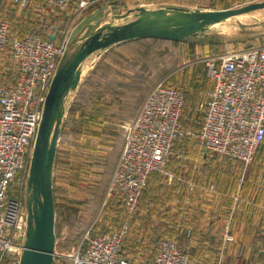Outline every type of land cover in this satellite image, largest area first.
Returning a JSON list of instances; mask_svg holds the SVG:
<instances>
[{
	"label": "rangeland",
	"instance_id": "1",
	"mask_svg": "<svg viewBox=\"0 0 264 264\" xmlns=\"http://www.w3.org/2000/svg\"><path fill=\"white\" fill-rule=\"evenodd\" d=\"M33 1L35 0H32L28 7L21 8L27 16H32V19L27 21V26L30 25V27L26 28V31H44L47 26L56 25L58 20L55 18L59 15L60 10L51 8L43 2H34V4ZM77 1L79 0H74L68 8V12L71 10V14L66 16L69 25L78 16V20L81 21L80 27H83L87 21L81 18H85L87 12L90 13L94 6L103 8L101 9L103 18H106L108 13H112L113 17L106 23L122 24L135 18L138 7L216 10L236 8L262 0H167L169 3L163 4H149L144 2L146 0H81L87 4L80 10H77V7L74 8V4L76 6L78 4ZM3 2L5 5L3 10H6L8 14L14 13V9L11 8L13 4L7 8L10 0ZM72 6L74 10L71 8ZM3 10L0 11L1 14H3ZM62 11L63 14H67L65 10ZM5 18L8 19V17ZM24 21L18 25L21 26ZM14 27L16 29L14 31L17 32V25ZM80 27L73 37L71 34L68 35L69 43L66 55L59 62L58 67L63 64L66 57L77 50L84 39L78 40L81 37ZM95 29L88 28L87 35L92 34ZM144 42L146 44L142 47L118 44L91 53L80 66L81 76L76 88L71 89L65 96L64 115L58 124L56 160L53 162L52 168V185L55 196L53 264H71L70 256H75V250L79 246H84L87 239L93 234L117 230L123 224L128 226V232H126L120 252L121 260L127 264H150L154 256L155 242L158 241L155 239L158 237L175 238L173 240L181 248L184 247L181 246L182 241L190 240L191 235V230L184 225L196 222L197 234H204L205 228L214 225V223L209 225L206 223V226L205 222L197 224L199 219H203L207 215L199 210L200 207L188 205L186 200L182 205L179 200L173 199L174 193L171 190L165 192L167 188L163 189L166 180H160L158 177L160 185L163 183L161 188L155 191L159 196L149 197L147 198L149 201L146 202L145 199L140 200L137 209L130 215L123 206L122 199L108 189L109 181L124 147V126L133 122L139 112L137 108L149 90L157 83L163 82L167 86L182 91L184 107L190 105L193 93L186 86L188 76L193 72L204 74L209 86L204 61L228 50H240L255 44L264 45V8L233 16L221 23L209 26L206 30L184 41H176L177 43H156L153 40ZM11 63L7 62L9 67L11 66L12 70L10 68V71L12 72L14 66ZM208 89L203 94L204 97L202 95L203 105ZM73 103L80 104L81 114L69 116V110ZM93 110H97V113H94ZM186 119H188L187 111L182 114V122L186 128H191L189 124H186ZM189 128L187 129L190 130ZM183 141V144L188 142L187 138ZM174 145L175 141L171 144V154L166 160L164 174L157 172L158 174L169 176V164L172 162L171 169L181 168V171L187 173V180L191 178L195 182L198 180L203 183L207 182L209 177L206 178L205 171L201 175H198L199 172L193 171L207 166V171L217 169L222 172L223 169H227L233 173L230 175L232 178L234 173L238 174L235 175V182L253 183L252 186H247L252 190V196L253 188L258 190L264 185V179H262L264 175L261 177L256 171L257 168H264V148L259 151L256 149L253 159L250 162L242 163L237 160L230 161L224 155L218 154L219 157L216 156V153L207 154L208 151L206 152L200 142H198V146L201 150L198 148L197 151L191 146L190 155L187 150V156L184 155L183 158L177 149L174 151ZM203 151L206 152L204 156L202 155ZM176 157L181 159H176ZM212 160L214 161L212 162ZM192 173L194 176H191ZM214 175L217 178L214 177L213 182L208 180L209 183L205 186L194 182L188 184L189 186L195 184L197 190H202L200 194L206 193V196H211L215 193L214 184L223 178V174L221 176ZM150 176L149 173L148 178ZM168 183L172 187L173 182ZM256 183L257 186H254ZM144 193L147 194V192ZM16 194L20 195L23 211L27 214V200L30 197L27 181L22 184L20 194L19 192ZM185 196L188 199L187 195ZM156 197L161 198L158 200ZM232 197L234 203L239 198L237 193H233ZM157 201L159 203L164 201L169 207L168 210L171 203L175 202L177 208L181 210L180 222H177L176 214L159 210ZM232 219L225 224L220 223L223 225V234L221 233L220 239L208 238L210 241L206 244L207 241L201 238L203 243V246H200L201 249L207 250L209 246H212L211 248L215 250L230 252V255L233 253L238 264L240 262L252 264L253 260L257 264H264V230L260 231V225L254 223L252 219L245 223H233ZM198 225L200 226L198 227ZM188 230L190 231L187 232ZM176 232L181 236V240L172 236ZM24 244L25 236L22 234L13 247V251L9 253L11 256L7 257L9 264H18L19 256H21L19 249L24 247ZM185 247L187 248V246Z\"/></svg>",
	"mask_w": 264,
	"mask_h": 264
},
{
	"label": "built area",
	"instance_id": "2",
	"mask_svg": "<svg viewBox=\"0 0 264 264\" xmlns=\"http://www.w3.org/2000/svg\"><path fill=\"white\" fill-rule=\"evenodd\" d=\"M31 1L10 3L26 8ZM35 1L57 10H67L74 2ZM77 3L78 10L87 4ZM8 29V20L0 19V56L9 49L14 61L12 72L11 67L0 72L11 80L0 84V259L10 257L20 235L25 236L27 214L20 195L10 193L20 194L27 181L45 97L69 43L66 34L55 43L37 33L13 37ZM204 67L209 89L197 132L182 122V91L163 82L149 90L133 122L124 126V147L108 189L122 199L130 215L137 209L148 174H164L171 144L177 139L196 137L205 150L242 163L250 162L264 142V45L228 50L204 61ZM126 232L128 226L123 224L117 230L93 234L70 256L71 264H127L120 258ZM173 239H158L150 264H188V255Z\"/></svg>",
	"mask_w": 264,
	"mask_h": 264
},
{
	"label": "water",
	"instance_id": "3",
	"mask_svg": "<svg viewBox=\"0 0 264 264\" xmlns=\"http://www.w3.org/2000/svg\"><path fill=\"white\" fill-rule=\"evenodd\" d=\"M260 8H264V0L216 10L138 7L134 19L122 24L105 23L82 40L77 50L66 57L56 70L45 97L28 171L27 230L18 264H53L55 207L52 168L58 124L64 115L65 96L80 81L82 62L95 51L133 39L184 41L211 25ZM48 37L52 40L54 35Z\"/></svg>",
	"mask_w": 264,
	"mask_h": 264
},
{
	"label": "crops",
	"instance_id": "4",
	"mask_svg": "<svg viewBox=\"0 0 264 264\" xmlns=\"http://www.w3.org/2000/svg\"><path fill=\"white\" fill-rule=\"evenodd\" d=\"M3 1L4 0H0V11L1 12L3 9H5V5H4ZM34 2L38 3V1H33L32 3H34ZM144 2H147L149 4H163L165 2L167 3L168 1L167 0H146ZM10 6H12V4L8 3L7 8ZM75 7H77L76 4H74V8ZM11 8L14 9V13L8 14L6 12V10H3V14H1V12H0L1 17L4 15V17H2V18L0 17V19H4L5 17H8V19H7L8 24H9L8 30L15 32L14 30H16V29H15L14 25L15 26L17 25V30L19 32L16 35L18 37H22L28 33H32V32H28V31L26 32V28L28 29L27 21L31 20L32 16L31 15L27 16L26 12L21 10V8L16 4L13 5ZM71 8L73 9V6ZM101 9H103V8H101V7L99 8L96 6L92 7V9L90 10V13L87 12L86 17L85 18L83 17L84 19L81 18L82 20L86 19V21H87V23L83 27L82 26L80 27L81 21L78 20V18H79L78 16H76V19L72 20L71 24L69 25L68 18L66 15L69 16V14H71L70 13L71 10H69V12H68V9L65 10L67 14H63L64 12L62 10H60L59 15L55 18V20H58L57 24L47 26V28H46L47 30L45 29L46 32L44 30V31H41L40 33H37V34H39L41 37L47 38V39H49V37H48L49 35H54V38L51 41H53L55 43H59V41L61 40V38L64 34H66L67 36L69 34H71L73 37V35H75L77 33L78 28L80 27L79 34L81 37L78 38V40L81 41V38L83 39L87 36L86 32H87L88 28L92 27L94 29L95 28L97 29L100 26H102L103 24H105L106 21L110 20L113 17L112 13H108V16L106 18L101 17V15H103ZM17 10H18V13H17ZM6 15H8V16H6ZM24 19H25V21H24ZM23 21H24V23L21 26H19L18 24L22 23ZM76 22H78V23L76 24ZM49 29H51V31H48ZM13 37H15V36H13ZM124 43L125 42H122L119 44H124ZM116 45H118V44H116ZM0 57L2 58L0 60V72L5 67H9L7 62L8 63L12 62L11 65L14 66V61L11 57V54L9 53V49H6ZM193 73L195 74V72H193ZM196 74L198 75L199 72H197ZM10 82H11V80L7 75L5 76V75L0 74V84H8ZM191 83H192V86L190 84L186 85L187 87H189L190 90H192L191 93H193L192 94V96H193L192 97V103L190 104V109L192 110L193 107H195L193 111H197L201 114L198 122H196L197 128L195 129V131L197 132L198 127H200V125H199L201 123L200 121H202V118H203V112H202V106H203L202 100L204 97L203 94L206 93V90L209 88V86H208V82L204 78H202V80L195 78ZM202 95H203V97H202ZM192 104H193V106H191ZM139 107H140V105H139ZM139 107L137 108L138 110H139ZM187 108H188V106L183 108L182 114L186 112ZM135 113H136V111H135ZM187 113L189 116V112H187ZM187 121L190 123V121H192L191 117L190 118L188 117ZM194 122H195V120L191 123L192 126H193ZM191 131H193V130L191 129ZM185 138H187L188 142L183 144V142H184L183 139H185ZM196 139H197L196 137H182V138L177 139L175 141L174 151L177 149L178 150L177 152L181 153L183 158H184V155L187 156V154H186L187 150H188V154L190 155L191 146L194 147L195 150L198 151V148H199L198 142L199 141ZM262 144H264V143H262ZM203 152L204 153L202 155L204 156L205 153L207 152V150H206V152L205 151H203ZM208 153H210V151H208L207 154ZM216 156H219V155L216 154ZM176 159H181V158L176 157ZM229 160L231 161V159H229ZM213 161L214 160H212V162ZM232 161H234V160H232ZM171 163L169 164V172H170L169 176H165V175L163 176L162 174H158L157 172H151L150 173L151 176L148 178V181H147L148 186H146V189L144 191V192H147V194H145L143 192L141 197L138 200V203L140 202V200L145 199L144 201L146 202V201H149V200H147V198H149V197L159 196L158 192H155V191H157L158 188H161V185L163 183L160 185V182L157 180V177L160 180H163V181L166 180L167 182L165 181L163 189L165 190V188H167V190H165V192L171 190L175 196L173 199L179 200L180 204L182 203V205L185 204V200H186L188 202V205H191L194 207H200L199 210L203 211L207 215V216H204L205 218L199 219L197 221V224H202L203 222H205V225H206V223L209 225L211 223H214V225L211 226L210 228H205L203 230L204 234H197L196 233V230H197L196 222H191V223H189V225L188 224L184 225L191 230L190 240H187L188 245H187V243L185 244V246H187L186 249L191 254V260H189L188 264H238L236 262L238 260L236 259V257H234V255H232L233 253H231V255H230V252H224V251L221 252L218 249L215 250L214 248H211L212 246H209L207 250H203V249H201L202 247H200V246H203L202 240H206L207 241L206 244H207L210 241V239L208 240V238L220 239L222 237L221 233L223 234V225H221V224H225V222L226 223L229 222L232 218H233L232 219L233 223H240V222L245 223V222L251 221V219H252L254 221V223L260 225V228H261L260 231L264 230V228H262V227H264V185H262L261 188L258 190L253 188V196H252V190L250 189V187H247V186H249V185L252 186L253 183L252 184H246L245 182H243V183H240L239 181L235 182V179H236L235 175H238V174L234 173V177L232 178V177H230V175H232L233 173L227 171V169H225V170L223 169L222 172H221V170L217 171V169L215 171H213L214 169H209L207 171V169H208V168H206L207 166H205V167L202 166L201 168H198L197 171L193 170L194 172H199L200 174H198V175L203 174L204 171H205V173H207L206 178L207 177H209V178L207 179V182L204 181V183H203L201 180H198L197 182L192 181L191 178H190V180H187L188 179L187 173H185L184 171H181L180 170L181 168H178V167L171 169ZM256 171H257V174H259L260 176L264 175V168H261V167L257 168ZM214 174H216V175L218 174L220 176H221V174H223V178L220 179L216 184H214L215 193L211 196H209V195L206 196L207 195L206 193L200 194V192L202 190L201 191L197 190V187L195 184L192 183L193 185H190V186L188 184L189 182H194V183H198V184L205 186L209 183V181H211V182L214 181V179H213L215 177ZM239 175H240V173H239ZM191 176H194V174L192 173ZM215 178H217V177H215ZM262 179H264V177H262ZM168 182H173L171 184L172 187L169 186ZM256 182H257V180H256ZM152 183L155 184V187H153ZM257 183L254 186H257ZM190 187H192V188H190ZM233 193H237V195L239 196L238 200H236L235 203L233 201L234 196L232 197ZM185 195H187L189 200L186 198ZM240 196H241V200H240ZM156 198L159 200L161 197H156ZM181 200H183V202H181ZM122 204H123V202H122ZM176 205L177 204L175 202H174V204L171 203V207H170L171 210L170 209L168 210L169 207L167 206V204L164 201L160 202V203L157 201V206H158L159 210H161V211L166 210L167 212L169 211L170 213H173V215L176 214L175 217H178L177 222H180L179 219H181V217L179 215L181 214V212H180L181 210H179V208H177ZM123 206H124V204H123ZM240 207H241V209H240ZM184 221H186V220H184ZM182 222H183V220H182ZM199 226L200 225H198V227ZM190 230H188L187 232H189ZM172 236L173 237L176 236L177 238L181 239V236L177 232ZM161 238H166V237L160 236L157 239H155V241L158 239H161ZM201 238H203V239L200 240ZM156 243H157V241L155 242V246H156ZM155 246H154L153 253L155 252ZM240 264H244V263L240 262Z\"/></svg>",
	"mask_w": 264,
	"mask_h": 264
},
{
	"label": "trees",
	"instance_id": "5",
	"mask_svg": "<svg viewBox=\"0 0 264 264\" xmlns=\"http://www.w3.org/2000/svg\"><path fill=\"white\" fill-rule=\"evenodd\" d=\"M30 27V25L28 26V28ZM27 32V31H26ZM28 32H32V33H40L41 31L39 30H32V31H28ZM8 33H9V35H11V36H15V37H18L16 34H18V30H17V32H13V31H9L8 30ZM14 33V34H13ZM46 37V36H45ZM147 40H153V41H155L156 43H158V42H172V43H174V42H176V41H170V40H164V39H153V38H139V39H133V40H130V41H126L124 44H130V45H136V46H143L144 44H146L144 41H147ZM177 43V42H176ZM197 72H195V74L194 73H192V74H190L189 76H188V79H187V84H190L191 86H192V81L195 79V78H198V79H200V80H202V78H204V79H206V77L204 76V74H196ZM143 97V96H142ZM142 97H141V99H142ZM144 98V97H143ZM141 99H140V101H141ZM140 103V102H139ZM190 104V103H189ZM138 105V104H137ZM188 106V108L186 109V111L187 112H189V118L191 117V120L192 121H190V123L187 121V119H186V124H189V125H191V123L195 120V122L193 123V126L191 125V127L192 128H189V127H187V128H189L190 130L192 129V130H194L195 131V129L197 128L196 127V122H198V120H199V117L201 116V114L199 113V112H197V111H193L194 110V108L195 107H193V109L191 110L190 109V105H186L185 107H187ZM191 106H193V104L191 105ZM80 104L79 103H73L72 104V107L70 108V110H69V113H70V115L69 116H74V115H79V114H81V110H80ZM94 111V113L96 112L97 113V110H93ZM91 123H93L92 121H91ZM200 125V124H199ZM198 129H199V127H198ZM262 143H264V142H262ZM261 143V144H262ZM260 144V146L258 147V151L260 150V149H262V148H264V144H262L261 145ZM257 153V152H256ZM256 155V154H255ZM259 155V154H258ZM55 160H56V156H55V159H54V162H55ZM252 175V174H251ZM54 190V189H53ZM17 192H13V191H11V195L12 196H17V194H16ZM53 197H54V207H55V196H54V191H53ZM181 240V239H180ZM188 241L187 240H183L182 241V245L181 246H184L185 247V244L187 243ZM184 247H181V249L183 250V251H185V253L188 255V259L189 260H191V254H190V252L187 250V249H185ZM154 250V249H153ZM0 264H9V261H8V259H7V257H3V258H1L0 259ZM252 264H257L254 260L252 261Z\"/></svg>",
	"mask_w": 264,
	"mask_h": 264
}]
</instances>
